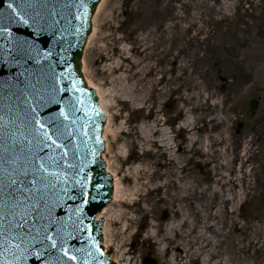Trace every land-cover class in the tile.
I'll list each match as a JSON object with an SVG mask.
<instances>
[{
	"label": "rangeland",
	"instance_id": "obj_1",
	"mask_svg": "<svg viewBox=\"0 0 264 264\" xmlns=\"http://www.w3.org/2000/svg\"><path fill=\"white\" fill-rule=\"evenodd\" d=\"M84 75L101 88L110 113L104 160L123 181L121 191L126 194V204L113 205V199L107 207L113 259L120 251L125 258L122 264H143L147 256L166 264L169 252L160 253L150 232L156 226L161 237L173 214L156 204L160 194L146 201L137 197L135 189L145 194L147 179L136 170L150 167L161 174L171 173L173 166L157 167L168 160V154L159 145L143 142L147 127L157 120L158 129L171 128L169 137L176 145L187 146L190 134H178L176 128L193 115L179 111L183 107L180 98L194 95L198 87L202 101L212 105L208 113L224 122L210 127V135L229 130L222 137L223 141L230 138L226 158L238 156L239 160L227 174L237 180L238 187L229 186L231 204L222 206L218 218L221 197L213 196L211 190L213 180L220 178L214 177L218 162L209 166L200 155L185 154L183 175L188 179L181 185L192 188L187 202L192 218L185 211L186 218L194 223L196 210L207 205V214H201L216 216L210 221L216 228V251L228 250L234 264H264V0H105L96 19V36L87 49ZM181 86L180 93L176 92ZM254 99L259 101L257 113L249 117V103ZM206 120L197 127L205 126ZM240 123L243 128L238 131ZM226 146L220 143L214 151L225 153ZM212 159L217 161L215 156ZM137 176L134 182L132 177ZM164 181L161 178L154 184ZM232 205L234 210H230ZM181 256V263H194L185 259L184 252Z\"/></svg>",
	"mask_w": 264,
	"mask_h": 264
},
{
	"label": "water",
	"instance_id": "obj_2",
	"mask_svg": "<svg viewBox=\"0 0 264 264\" xmlns=\"http://www.w3.org/2000/svg\"><path fill=\"white\" fill-rule=\"evenodd\" d=\"M9 2L14 4V0H4L0 11L5 10ZM99 2L39 0L31 10L38 13L34 16L35 23L30 19L27 25H8L13 36L35 42L30 60H13L7 54L11 50L10 45L0 37V149L9 147L12 133H15L16 141L27 148L26 137L21 133L29 116L28 105L20 103L22 93H32L29 100L35 99V93H41L43 106L34 103L32 107L37 109L39 119L48 128L49 134L52 125L47 121L50 118H55L54 122L61 125L64 133L58 141L62 147L53 146L41 153L42 156L45 153L55 156L57 163L46 161L50 173L47 179L53 186L40 187L45 206L52 211L49 216L42 208L45 219L38 221V224L54 221V227L60 229V235L66 241L69 254L77 257L75 261L65 257L62 264H111L109 257L100 254L102 223L94 222L95 216L111 201L113 193V179L106 173L105 164L101 161L104 151L101 133L105 116L98 106L95 92L85 84L79 61L91 29L92 14ZM73 85L81 91H74ZM52 96H55V101L48 103ZM257 107L258 102L252 101L248 116H254ZM61 109L68 115L67 120L59 115ZM242 127L239 124L238 131ZM49 231L56 236L53 229ZM59 246L58 241L57 249H52L51 255L45 253L40 260L33 256L17 264L55 261L58 255H62L58 252ZM39 250L41 245L36 244L35 251ZM13 251L0 249V262L12 260ZM145 262L155 264L150 263V259Z\"/></svg>",
	"mask_w": 264,
	"mask_h": 264
},
{
	"label": "bare ground",
	"instance_id": "obj_3",
	"mask_svg": "<svg viewBox=\"0 0 264 264\" xmlns=\"http://www.w3.org/2000/svg\"><path fill=\"white\" fill-rule=\"evenodd\" d=\"M105 0H102L101 3L98 4L96 8V13L94 15L93 19V27H92V33L90 34L88 38V45L86 48V51L84 52V58L82 59V65H83V73H85L86 70V54L87 49L89 48L93 38L96 36V19L100 12L102 11V8L104 6ZM227 11H229L230 7H226ZM86 79L88 81V84L95 88L97 91L99 102L101 107L106 111L108 121L107 126L105 128V134L104 138H106V134L110 128L111 123V117L110 113L107 110L106 104L104 103L103 96L101 94V88L94 84L87 76ZM181 79V78H180ZM179 79V80H180ZM181 87L177 88L175 91L179 92L181 91ZM213 96V95H212ZM202 93L201 89L196 87V92L194 95H188L187 97L181 96L180 101L183 103V107L180 109L186 111L188 114L193 115V117H190L188 120H185L182 124V127L180 129V133H188L190 134L189 138L187 139L186 143L187 146H184L182 143L179 145H176V142L173 138L169 137V133L167 129H158L159 124L157 120H154L150 125H148V136L147 139L144 140L148 145H151L152 147L159 145L164 154H168V160L166 162H159L157 167L160 169L167 168L168 166H173V170L170 174H161L160 171H153V169L148 168H141L136 170L137 174L141 176V178H146L147 182L145 184V187L147 190L145 191V194H142V192L139 189H135L137 197L142 200H150L155 194H160V198H158V202L156 204H162L163 206H166L172 211L173 216L167 220L165 225L163 226V234L158 236L160 230L155 228L150 232V237L152 239H157L161 254L164 255V252H169V256L167 260L165 261L166 264H188L187 261H184V263H181V261L184 259L181 256V252L185 253V259L189 260V262L199 260L200 257L203 256V260L201 261V264H234L232 262L231 256H229V251L225 250L223 252L216 251L217 248V241L215 240V226L210 221H215V218L209 217L208 215L202 216L201 212L203 214H207L208 206L205 205L202 207L201 210H196V214L194 215L193 221L194 223H191L190 218H186V213L189 214L191 211L189 210V206L191 203L187 205L188 199H189V192H191V189L188 184L185 183V185H181V182H184L188 178H186V175H183L185 172L183 163H184V155L191 152L195 155H200L204 161L205 165H212L213 162H218L217 165H214V177L220 176V178H215L213 180L211 190H213V196L219 195L221 197V202L218 204V209L216 210V215L218 218L222 216V206L228 205L230 206L232 195L230 190L228 189L230 185H233L234 187H238L235 183L237 180H234L230 178V175L227 174V172H231L234 163L239 160L238 156L235 157L233 160H228L226 156L228 155L227 150L230 146V138L227 137V140L223 141V136L225 134H228L229 130H222L220 133H218L215 136H211L209 133V128L212 129L217 128L224 124L223 121H219L217 115L212 114L213 112L208 113L210 111V108H212V105L209 104V102H203L202 99ZM209 100V98H207ZM217 104V103H215ZM216 108L217 106L214 105ZM213 108V110L215 109ZM208 117V120L206 118ZM205 121V126L198 128L197 124L202 121ZM222 140L220 143L226 144L225 153H219V150L214 151V146L220 145L219 141ZM107 141V140H106ZM214 143V144H213ZM206 148V150L204 148ZM106 148L108 150V144L106 145ZM246 152V150H245ZM146 153V152H144ZM183 155V157H182ZM218 155V156H216ZM217 158V161L213 160V157ZM243 157H246V153L243 155ZM221 159L222 162H219ZM246 164V161L244 165ZM243 165V166H244ZM223 169V173L219 174L218 170ZM107 171L111 173L114 177V204H118L119 206H123V204H126L125 201V193L123 191V195L120 197L122 191L121 188L123 186V181L120 180L117 175L110 169L109 165L107 166ZM165 178V181L161 183L160 185L154 184V182L158 179ZM134 182L138 181L137 177H132ZM128 178H125V181H127ZM149 186L151 188H149ZM225 188V189H224ZM138 200V199H137ZM155 202V200H153ZM196 204H199L196 202ZM186 207L187 209H185ZM230 210H234V206L232 205ZM110 208H106L102 214H100V218H106V223L104 225L103 234H104V246L106 249L110 247V241L108 240V216H109ZM186 211V213H185ZM200 211V212H199ZM198 213H200V216H198ZM123 217V215H120L119 220ZM191 217V216H190ZM200 217V218H199ZM192 218V217H191ZM198 219V226H193L195 224V219ZM132 221V220H131ZM156 229V230H155ZM186 229V230H184ZM125 230V229H124ZM200 230V231H199ZM212 236V237H211ZM160 237V239L158 238ZM246 252V250H245ZM115 262L117 264H122L125 260L124 254L122 252H118L116 256H114Z\"/></svg>",
	"mask_w": 264,
	"mask_h": 264
},
{
	"label": "snow or ice",
	"instance_id": "obj_4",
	"mask_svg": "<svg viewBox=\"0 0 264 264\" xmlns=\"http://www.w3.org/2000/svg\"><path fill=\"white\" fill-rule=\"evenodd\" d=\"M38 2L39 0H14L15 6L13 2H9L7 8L0 11V37L5 38L10 45L11 50L7 54L12 56L13 60L32 59L31 53L36 44L13 36L8 25L12 23L27 25L30 19L35 23L34 16L38 13H33L31 10ZM3 3L4 0H0V4ZM73 90L81 91L76 85H73ZM22 95L23 100L20 103L28 105L29 118L24 121V131L21 133L26 137L27 148L22 143H18L15 133H12L9 136L11 141L9 147L0 149V249L5 252L14 250L13 259L4 260L0 264H17L18 261L33 256L36 260H40L45 253L51 255V250L57 249L58 241L60 243L58 252L62 255H58L55 261H45L44 264H62L65 257L69 261H75L77 257L69 254L66 241L60 235V229L54 227L55 222L49 220L47 224H38V221L45 219L42 208L49 216L52 211L45 206L46 202L40 187L53 186L47 179L50 173L46 161L57 163L55 156L47 153L42 156L41 153L53 146L62 147L58 141L64 133L61 125L54 122L55 118H50L47 121L52 125L49 134L48 128L39 119L37 109L32 107L34 103L43 106L44 98L41 93H35L34 100L28 98L33 95L32 93L26 92ZM54 101L55 96L47 100L48 103ZM59 115L64 120L69 118L63 109ZM64 155L66 156L67 152ZM49 229L56 232L55 237ZM36 244L41 245V250L35 251ZM96 250L99 252L98 246ZM100 254L103 255L102 252Z\"/></svg>",
	"mask_w": 264,
	"mask_h": 264
}]
</instances>
